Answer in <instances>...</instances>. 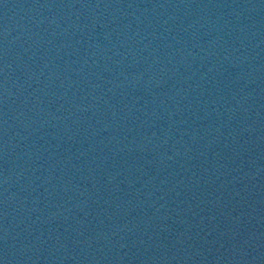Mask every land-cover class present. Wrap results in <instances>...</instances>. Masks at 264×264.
<instances>
[{"label":"water","instance_id":"obj_1","mask_svg":"<svg viewBox=\"0 0 264 264\" xmlns=\"http://www.w3.org/2000/svg\"><path fill=\"white\" fill-rule=\"evenodd\" d=\"M0 264H264V0H171L1 74Z\"/></svg>","mask_w":264,"mask_h":264}]
</instances>
